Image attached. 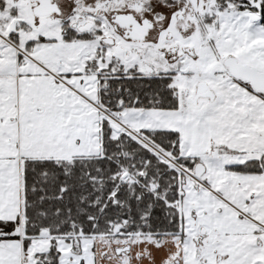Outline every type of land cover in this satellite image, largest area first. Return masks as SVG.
<instances>
[{"label":"snow or ice","instance_id":"1","mask_svg":"<svg viewBox=\"0 0 264 264\" xmlns=\"http://www.w3.org/2000/svg\"><path fill=\"white\" fill-rule=\"evenodd\" d=\"M0 264H264V0H0Z\"/></svg>","mask_w":264,"mask_h":264}]
</instances>
